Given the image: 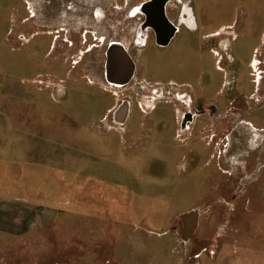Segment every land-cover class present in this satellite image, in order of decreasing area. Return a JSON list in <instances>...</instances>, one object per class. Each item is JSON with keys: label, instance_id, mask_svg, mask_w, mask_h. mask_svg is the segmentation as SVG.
Here are the masks:
<instances>
[{"label": "rangeland", "instance_id": "obj_1", "mask_svg": "<svg viewBox=\"0 0 264 264\" xmlns=\"http://www.w3.org/2000/svg\"><path fill=\"white\" fill-rule=\"evenodd\" d=\"M61 2L0 0V195L50 213L0 233V264H192L219 229L264 250V12L184 0L196 29L149 41L116 88L102 51L64 43L65 23L46 19ZM137 81L163 91L129 93ZM175 86L199 107L185 130ZM116 91L132 112L111 130ZM186 213L200 217L190 233Z\"/></svg>", "mask_w": 264, "mask_h": 264}, {"label": "flooded vegetation", "instance_id": "obj_2", "mask_svg": "<svg viewBox=\"0 0 264 264\" xmlns=\"http://www.w3.org/2000/svg\"><path fill=\"white\" fill-rule=\"evenodd\" d=\"M183 1L119 0L118 3H114V0H62V6L58 10L48 13L46 19L58 22L61 20L65 23V27L73 32L71 34L67 29L68 35L66 34L63 38L64 43L70 46L78 43V45L95 47L102 51V79L112 87L123 88L133 80L136 65L134 63V71L130 80L127 83L116 85L114 81H120L122 75L121 77L120 75H108L106 72L108 58L116 60L119 55L117 50L123 48L134 61L136 56L140 55L141 48L149 41H153L159 47L169 45L178 34L181 24L186 25L189 29H196L191 10L184 6ZM172 2H176L174 4L178 8L175 10L172 8L170 11ZM127 27L128 35H125ZM138 44L142 46L139 47ZM160 85L156 84V86ZM156 86L147 85L146 87L137 81L134 86L136 90L129 88L127 91L143 94L147 90L152 97H156V93L163 91L162 89L157 92ZM63 89L60 83L55 84L57 93L62 92ZM173 92L171 97L174 95V98H179L182 105L185 106L181 113V129H188L199 114V107L193 105L191 98L187 97L181 87L175 86ZM190 217L189 224H192Z\"/></svg>", "mask_w": 264, "mask_h": 264}, {"label": "crops", "instance_id": "obj_3", "mask_svg": "<svg viewBox=\"0 0 264 264\" xmlns=\"http://www.w3.org/2000/svg\"><path fill=\"white\" fill-rule=\"evenodd\" d=\"M256 9H259L261 13L264 12V0H252ZM192 13V12H191ZM194 17V16H193ZM195 20V18H194ZM196 24V20H195ZM224 29V30H222ZM225 27L220 30L225 31ZM227 34V33H226ZM209 34L202 35L203 39L208 38ZM95 48V47H93ZM134 62V61H133ZM135 63V62H134ZM116 85H120L118 81H109ZM104 84L108 87V83ZM112 87V86H111ZM116 98L113 103L106 107L104 120L108 125V129L122 128L129 122L130 114L132 112V101L130 96L120 97V94L116 91ZM149 91H144V94H149ZM134 94V93H133ZM137 94V93H136ZM138 105L141 106L140 102ZM37 152L34 153L37 156L32 157L34 159H44L46 146L44 144L36 145ZM35 152V151H34ZM42 163L41 160H38ZM44 162V161H43ZM16 200V199H15ZM33 209V210H32ZM31 212V214H30ZM47 211L41 210V208L30 207L26 204H19L16 200L6 195H0V233L5 234L9 232L19 231L21 226L29 227L35 221L43 222L46 217H49ZM191 218V217H190ZM189 217L182 218L181 230L190 233L196 225L200 226V217L189 224ZM23 223V224H21ZM25 224V225H24ZM199 230V229H198ZM175 233L177 231L173 230ZM216 232V231H215ZM218 234L213 237V243L208 247H203L197 255V260L192 264H264V250L263 248H256L250 246H244L243 244H237L235 240L230 237V232L225 230H218ZM227 234V235H226Z\"/></svg>", "mask_w": 264, "mask_h": 264}, {"label": "water", "instance_id": "obj_4", "mask_svg": "<svg viewBox=\"0 0 264 264\" xmlns=\"http://www.w3.org/2000/svg\"><path fill=\"white\" fill-rule=\"evenodd\" d=\"M119 50V49H118ZM118 58L116 60L112 59L111 57L108 58V63L106 67V72L108 75H122V79L118 81L121 83H127L128 80H130L133 71H134V62L129 57V55L126 53V51L121 48L119 51ZM124 72V73H123ZM192 214L186 213L182 216V218L190 217Z\"/></svg>", "mask_w": 264, "mask_h": 264}]
</instances>
